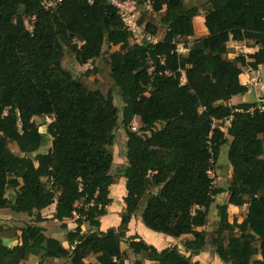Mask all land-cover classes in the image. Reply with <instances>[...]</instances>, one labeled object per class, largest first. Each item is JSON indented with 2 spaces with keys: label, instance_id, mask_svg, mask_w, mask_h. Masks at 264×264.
<instances>
[{
  "label": "trees",
  "instance_id": "1",
  "mask_svg": "<svg viewBox=\"0 0 264 264\" xmlns=\"http://www.w3.org/2000/svg\"><path fill=\"white\" fill-rule=\"evenodd\" d=\"M130 1H149L167 29L163 41L132 45L116 10L103 2L64 0L47 12L42 0H0V211L34 217L18 244L9 247L0 238V264H22L30 256L39 257L38 264H126L124 241L131 264H199L191 257L206 248L209 210L224 193L226 204L216 207L214 254L223 264H264V104L228 106L248 92L239 81L242 69L264 66V0H205L207 36L186 45V55L176 52V40L194 36L196 6L187 7V0ZM32 17L29 34L24 21ZM145 29L157 32L150 23ZM231 42L259 48L228 62ZM105 44L118 48L104 61L120 93L121 118L110 92L88 89L62 66L65 50L82 67L100 59ZM41 117L51 120L46 154H38L45 136L34 118ZM214 121H228L226 132ZM119 126L126 137L124 212L117 228L102 232L99 219L112 204L109 188L116 180L109 148ZM8 142L24 156L13 155ZM222 147L231 168L226 192L208 174ZM9 190L15 191L12 201ZM145 199L142 225L172 239L191 237L183 242L184 254L176 246L158 251L138 235L126 237ZM52 206L68 249L39 226L45 222L41 212ZM229 206L246 207L240 223L230 221ZM74 216L76 228L69 231L65 221Z\"/></svg>",
  "mask_w": 264,
  "mask_h": 264
},
{
  "label": "rangeland",
  "instance_id": "2",
  "mask_svg": "<svg viewBox=\"0 0 264 264\" xmlns=\"http://www.w3.org/2000/svg\"><path fill=\"white\" fill-rule=\"evenodd\" d=\"M203 4L204 3L199 0H187L186 1L187 7L196 6L200 10V14L202 16L205 10L204 6H202ZM158 16H159L158 14L151 13L150 21L154 22L155 18ZM196 29L199 32V26L197 24H196ZM176 44L186 46L188 45V39H185V38L178 39L176 40ZM117 50L118 48L110 49L109 46L105 44L103 47L101 58L91 64H87L82 67L76 63L74 56L69 51L65 50V54H64L65 56L62 60V66L65 70L71 73L72 78L74 80L79 81L81 84H83L88 89L98 90L103 95H107L110 92L113 97V104L118 110L119 118H121V110H122L123 104L121 102L120 93H119V90L114 86L113 81L110 76L109 66L104 61V59H108L110 57L111 52L117 51ZM229 50L233 51L232 49H229ZM34 123L38 126L39 132L45 136L44 146L42 149L38 151V154H46L50 149L51 141H52L51 138L46 133V127L50 123V119L45 118V117L34 118ZM132 124L135 125V127L139 126L137 119L133 121ZM228 125H229L228 121H214V127L220 128L221 131L223 132H226ZM159 127L160 125L156 126V128H159ZM115 137H116V140L114 142V145L111 148H109V150L112 152L113 158H114L113 160L114 163L111 168V174L114 178H117L118 176H120L121 171H123L124 165L122 163L124 162L125 151H126V146H125L126 137H125L123 128L121 126H119L118 130L115 132ZM7 148L15 156H19V157L24 156L19 153L16 145L12 142H8ZM226 152H227L226 147H222L221 155ZM210 177L213 181V185L216 188L223 189L226 192L229 187L230 181H231V168L229 167V165H225V166L218 165V162H217V164L210 171ZM14 195H15V191L9 190L7 192L8 200L12 201L14 198ZM145 201L146 199L141 201L138 211L136 213V216L134 217L135 221L138 222V224L141 223L140 215L143 210ZM224 203H225V195L224 194L218 195L215 198L214 204L211 206L209 210L208 224L205 228L206 241H207L206 248L201 254H199V256H196L195 258L191 257L193 261L195 259H198L195 261L198 262L199 264H214L215 262L214 259L216 255L214 254L213 249L210 244H211V241L215 239V231L218 227L219 219L217 217V210H216L217 204L223 205ZM51 209L49 207L48 210H45L46 216L48 217L50 216L48 211H51ZM245 216H246V209L244 207L239 210L229 211V219L231 222L233 219H236L240 223L245 218ZM75 217L76 216H74V218ZM69 221L70 222L68 223L72 222L71 220ZM33 223H34V217H29L25 214H15L11 212L9 209L2 210L0 211V238L3 241H7V242L9 241L11 242L10 244L15 245L16 240H18V237L20 236L22 229H24L25 227L29 225H32ZM74 223H75V220L71 224H74ZM41 226L43 227L44 234L47 237H51V238L59 237L61 232L65 233V231L62 230L61 228V224L55 222L52 218L50 220H45V224H42ZM81 229H82V232H85L88 230V227H85L84 229L81 228ZM149 232L152 233L153 235H159V236L168 238L167 236H164L161 234H157L151 231ZM153 235L151 236V239L154 241H157V239H155V236ZM169 239H172V238H169ZM188 239H191V237H185V238L176 240L178 250L182 252V254H184L183 242ZM148 240L150 241V239ZM7 242H4V243L7 244ZM10 244H8V246L12 247ZM149 244L151 245V243ZM121 249L124 252V259H125L126 264H131L134 261V257L128 249L127 241H124L121 244ZM187 255L188 254H185V256ZM94 259H95L94 257H89L87 259V262H94ZM39 262H40L39 257L32 256L31 258L29 257V259L26 260L25 263L23 264H38ZM68 262L67 261L57 262V260L55 259L53 260L46 259L43 262H41V264H70V262L69 263ZM145 264H150V263L145 262Z\"/></svg>",
  "mask_w": 264,
  "mask_h": 264
},
{
  "label": "crops",
  "instance_id": "3",
  "mask_svg": "<svg viewBox=\"0 0 264 264\" xmlns=\"http://www.w3.org/2000/svg\"><path fill=\"white\" fill-rule=\"evenodd\" d=\"M199 1H202L204 3L205 0H199ZM127 4L132 10H134L137 13L139 20H140V17H143L145 22L142 25L144 27H145L146 23H150V24L157 27V32H156L154 38L156 39L157 42L163 41L167 29L165 27L161 26V24L159 23L160 16L156 17L154 22L150 21L151 13H153V12L151 10L149 1H146L143 4L138 5L137 3L128 0ZM196 24L199 26V32L196 29ZM193 27H194V36L191 38H188V44L192 43L195 40H198V39H201V38H204L207 36V31H206L205 26H204V14H203V16L201 14H199L198 17L193 19ZM229 48L232 49L233 51H230L228 56H226V61L231 62L234 58H236L239 55L247 58L248 55H252L255 52H257L259 47L254 43L231 42L229 44ZM239 81L243 86L247 87L248 92L245 95H238V96L233 97L228 102V106H236L239 104L250 103L249 98H251L254 101V103H252V104H258V105H260V103L264 104V66H260L258 68V70H256V71L251 70L249 68H243L242 74L239 77ZM113 160H114V158H113ZM122 164L124 166L126 165V158L124 159V162ZM125 195H126L125 179L120 174V176H118L116 178L115 183L109 188V198L112 200V204L107 207L106 216L99 219L100 231L105 232L110 228H117L119 226L120 216L124 212L123 198L125 197ZM224 195H225V203L224 204H226L227 194L224 193ZM82 205H83L82 201L76 204V206H78V207H81ZM217 206H219V205L217 204ZM244 208L246 209V207H244ZM50 209H51V211H48V213L50 214L49 217L46 216V213H45V210H48V209H45L41 212V216L44 220H50L53 217L55 208H54V206H52V207H50ZM230 210H239V209L229 206L228 207V213ZM246 211H247V209H246ZM74 220H76V217L74 219H72L71 221L74 222ZM68 222H70V221L69 220L65 221L67 229L69 231H73L76 228V224L75 223L71 224L72 222L71 223H68ZM42 224H45V222L39 224V226L42 227L41 226ZM85 227H87V226L86 225L82 226L83 229ZM134 235H138L142 240L144 239L145 242H147V244H149V243H151V245L153 244L158 251H161L165 248H169V247H173V246L177 247L176 240H179V239L172 240V239H169L170 237L166 238V237H162L159 235H153L148 230H146V228L143 227L141 225V223L138 224V222H136L135 219L132 218L131 222L128 225V232L126 234V237L129 238V237L134 236ZM152 235L155 236V239H157V241H154L151 239ZM52 238L56 239L64 249H68V243L66 242V234L64 232L63 233L61 232L59 237H52ZM148 239H150V241ZM3 242H7V241H3ZM10 243L11 242L8 241L6 245H8ZM16 244H18V240H16L15 245ZM10 245L14 246V244H10ZM31 257L32 256H30V258ZM195 257H193V258H195ZM28 259H29V257H28ZM55 260H57V262L58 261H67L68 262L67 259H55ZM195 260H198V259H195ZM195 260H194V262H196ZM214 260H215L214 264H223L217 257H215ZM23 263H25V261L22 262V264Z\"/></svg>",
  "mask_w": 264,
  "mask_h": 264
},
{
  "label": "built area",
  "instance_id": "4",
  "mask_svg": "<svg viewBox=\"0 0 264 264\" xmlns=\"http://www.w3.org/2000/svg\"><path fill=\"white\" fill-rule=\"evenodd\" d=\"M64 0H42L41 9L43 11L52 12L56 11L61 7ZM88 5H93L95 2H103L116 10L117 16L119 17L121 23L123 24L126 31L130 34V43L132 45L143 46L145 44H156L157 41L154 36L148 33L145 27L139 24V17L137 13L132 10L127 2L123 0H84ZM35 17L25 19V28L29 34L33 33V24ZM176 52L181 55H186L189 49L185 46L177 44ZM264 110L263 108H259ZM51 122V120H50ZM132 131H137V127L132 124ZM210 175V172H208Z\"/></svg>",
  "mask_w": 264,
  "mask_h": 264
},
{
  "label": "water",
  "instance_id": "5",
  "mask_svg": "<svg viewBox=\"0 0 264 264\" xmlns=\"http://www.w3.org/2000/svg\"><path fill=\"white\" fill-rule=\"evenodd\" d=\"M249 102L251 104L254 103V101L251 98H249ZM218 165H221V166L229 165L228 153L227 152L220 156V158L218 160Z\"/></svg>",
  "mask_w": 264,
  "mask_h": 264
}]
</instances>
